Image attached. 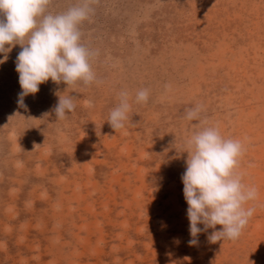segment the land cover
Here are the masks:
<instances>
[{
    "label": "rangeland",
    "instance_id": "374dc122",
    "mask_svg": "<svg viewBox=\"0 0 264 264\" xmlns=\"http://www.w3.org/2000/svg\"><path fill=\"white\" fill-rule=\"evenodd\" d=\"M78 2L51 0L49 11ZM91 7L81 28L100 83L49 79L22 108L21 46L0 64V264H264V0ZM145 87L149 101L135 103ZM121 90L132 108L115 131L107 119ZM57 92L76 104L61 121ZM196 105L200 120L185 119ZM212 125L245 144L237 171L258 198L238 239L211 243L217 225L190 246L185 141Z\"/></svg>",
    "mask_w": 264,
    "mask_h": 264
},
{
    "label": "clouds",
    "instance_id": "9594fccd",
    "mask_svg": "<svg viewBox=\"0 0 264 264\" xmlns=\"http://www.w3.org/2000/svg\"><path fill=\"white\" fill-rule=\"evenodd\" d=\"M51 0H0V64L8 59L7 53L15 45L21 46L16 57V71L22 91L17 103L26 107L24 98L39 92V85L51 79L68 87L78 83H100L93 69L98 52L83 41L81 25L89 20L95 0L79 2L59 13L49 11ZM8 45L9 47H6ZM169 88L170 85H165ZM59 98L51 109L56 121L67 118L76 109L74 96L55 93ZM119 103L108 116L107 122L115 131L125 127L131 111L130 93L121 90ZM150 89L135 93V103H147ZM203 105L185 109V119L199 121ZM47 116V113L45 114ZM207 124V121H200ZM198 127L200 125H197ZM187 159L181 176L184 198L188 204L190 246L198 244V234L215 230L208 235L211 243L236 240L242 234L255 208L245 207L258 198V189L243 182L239 168L245 144L234 138H225L218 125L204 126L185 141ZM37 146L34 145L36 149ZM203 225L201 228L198 225Z\"/></svg>",
    "mask_w": 264,
    "mask_h": 264
}]
</instances>
